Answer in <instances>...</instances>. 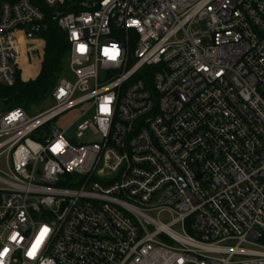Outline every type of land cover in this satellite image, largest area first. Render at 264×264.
I'll use <instances>...</instances> for the list:
<instances>
[{"label":"built area","instance_id":"obj_1","mask_svg":"<svg viewBox=\"0 0 264 264\" xmlns=\"http://www.w3.org/2000/svg\"><path fill=\"white\" fill-rule=\"evenodd\" d=\"M49 23L53 107L0 114V264H264V0H0L1 86Z\"/></svg>","mask_w":264,"mask_h":264},{"label":"trees","instance_id":"obj_2","mask_svg":"<svg viewBox=\"0 0 264 264\" xmlns=\"http://www.w3.org/2000/svg\"><path fill=\"white\" fill-rule=\"evenodd\" d=\"M45 42L41 70L35 80L24 82L18 74L16 84L7 88L0 85V114L17 108L27 107L51 96L58 80L68 71L69 48L66 35L55 25L43 34ZM36 66L24 67V79L28 80Z\"/></svg>","mask_w":264,"mask_h":264},{"label":"rangeland","instance_id":"obj_3","mask_svg":"<svg viewBox=\"0 0 264 264\" xmlns=\"http://www.w3.org/2000/svg\"><path fill=\"white\" fill-rule=\"evenodd\" d=\"M44 50V49H43ZM29 58L31 57L32 59H29V63L26 56H24V64L28 67L31 68L34 65L36 66L37 64L40 65L42 64L43 61V56H44V52L42 51H35L31 54L28 55ZM27 56V57H28ZM41 67V65H40ZM106 73L105 72H101L100 73V79L103 81L106 79ZM36 78L33 76L31 78H28V80L24 79V82H28L30 80H35ZM54 105L53 99L51 96L41 99L40 101H37L27 107H22L21 109L24 110V112L31 118L37 117L41 114H43L44 112H46L47 110H49L50 108H52ZM87 108V106L82 107V108H77L73 111H70L66 114H64L63 116H61L60 118H58L57 120H55L52 124H51V128L55 127L57 130L63 131V130H67V135L66 137L68 139H73L75 137V132L76 129L78 127V125L83 122L84 120H87L88 118H91L93 115V111H90L88 113V115L84 118H81L83 112L85 111V109ZM85 142V141H82ZM83 144V143H81ZM0 169L7 171L8 166H7V162H6V157L3 156L0 158ZM168 218H163V221L165 223L168 222Z\"/></svg>","mask_w":264,"mask_h":264},{"label":"clouds","instance_id":"obj_4","mask_svg":"<svg viewBox=\"0 0 264 264\" xmlns=\"http://www.w3.org/2000/svg\"><path fill=\"white\" fill-rule=\"evenodd\" d=\"M81 51H83V48H81ZM109 55L114 56L115 59L117 58L118 52H117L115 47L113 48L112 52ZM115 59H113V60H115ZM105 111H107V109H105ZM17 118H18V114L17 115H12L8 119L11 122V120H14V119H17ZM57 145H59V147H57ZM57 145H56V149L55 150L59 151L63 147V145L59 144V143Z\"/></svg>","mask_w":264,"mask_h":264},{"label":"snow or ice","instance_id":"obj_5","mask_svg":"<svg viewBox=\"0 0 264 264\" xmlns=\"http://www.w3.org/2000/svg\"><path fill=\"white\" fill-rule=\"evenodd\" d=\"M109 58H110V59H115V57L112 56V55H109ZM57 147H59V145H57ZM47 232H48V229H47V228H44V229L42 230L40 238L37 239L36 245L33 246V249H32V251L29 252V255H33V254H34L36 247H38L39 243H40L41 240L43 239V236H44ZM5 251H7V250H5Z\"/></svg>","mask_w":264,"mask_h":264},{"label":"crops","instance_id":"obj_6","mask_svg":"<svg viewBox=\"0 0 264 264\" xmlns=\"http://www.w3.org/2000/svg\"><path fill=\"white\" fill-rule=\"evenodd\" d=\"M42 47L44 48L45 47V42L44 43H42ZM41 47V48H42ZM41 65V64H40ZM40 65H36V69H35V71H34V73H36V75L38 76V74H39V72H40V70H41V67H40Z\"/></svg>","mask_w":264,"mask_h":264},{"label":"water","instance_id":"obj_7","mask_svg":"<svg viewBox=\"0 0 264 264\" xmlns=\"http://www.w3.org/2000/svg\"><path fill=\"white\" fill-rule=\"evenodd\" d=\"M12 60H14V58H12ZM37 139H39V137H37ZM73 144H74V145H76V143H75V142H74Z\"/></svg>","mask_w":264,"mask_h":264}]
</instances>
